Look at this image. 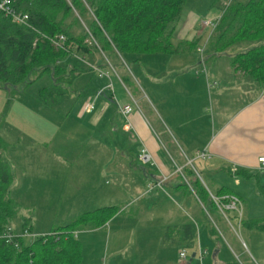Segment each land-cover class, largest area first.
Returning a JSON list of instances; mask_svg holds the SVG:
<instances>
[{
	"label": "crops",
	"instance_id": "1",
	"mask_svg": "<svg viewBox=\"0 0 264 264\" xmlns=\"http://www.w3.org/2000/svg\"><path fill=\"white\" fill-rule=\"evenodd\" d=\"M192 26L191 20L177 21L174 26L173 35L177 42L197 43L195 50L181 55H194L199 41L203 40L202 48L206 47L209 41V38L206 39L208 36L206 30L194 29ZM173 56L178 55L153 59L148 69L140 70L138 78L134 76L131 77L132 80L129 78V87L134 91L140 108L132 107L127 118L120 114L118 108L130 106L127 101L118 104L114 110L109 104L98 111V106L94 104L93 111L85 113L84 109L87 102L91 101L90 97L84 100L82 108L79 107L76 116L72 118L76 126L89 130L92 127L97 128L104 119L106 125L103 134H107L108 127L113 130H118L119 127L122 133L129 135L132 142L126 153L111 156L91 153L58 154L54 152L49 139L46 141L34 137L36 135L34 125L27 130L19 128L10 134L12 137L8 134L0 137L4 143L2 158L13 176L9 194L18 205L16 217L10 226L15 233L19 231L21 223L26 222L30 226V233L35 235L33 225L35 226L39 213L46 214L38 212L30 204L22 203L21 194L29 195L37 189L36 193L40 194L44 204L42 209H48L49 206L53 211L58 202H61L60 198L54 195H68L67 202L70 204L68 209L71 210L74 195H82L81 200L75 201L81 205L85 204L86 199L91 200L93 196L91 186L93 167L86 163L119 162L121 164L110 167L108 164L94 166L97 184L102 183L103 177L109 175L108 171H111L110 175L114 177V183L110 188H107L109 185H106V182L103 183L106 189L101 185L93 188L94 195H100L96 201L103 197L107 199V195L111 196L110 201H114L119 194L122 195L121 201L124 199L125 203V208L121 206L107 221L110 234L115 231V237L118 239V236L122 238L126 234L127 237H136L135 232L139 228L141 235H146L148 230L154 233L157 231L156 239L141 238L144 242H157L153 251L146 249V253L151 252L154 260L144 263L140 259L137 261L136 256L132 255L133 262L129 264H193L192 261L194 264H264V232L240 226L237 234L230 225L226 227L221 224L219 228L215 227V235H212L204 223L203 208L189 186L194 176L208 193L223 187L237 195L241 199V204L244 203L245 214L242 217L241 212V220L245 223L248 221L264 223V196L258 194L256 190V185L264 187V169L257 163L258 158L264 157V84H259L243 72L236 71L233 58L225 61L223 65L225 68L217 73L208 68V72L201 70L204 76L194 77L189 69L192 66L204 69V62L207 59ZM221 60L215 59L211 64L215 65ZM107 64L110 66L108 62ZM110 70L117 76L113 68ZM118 81L121 82L119 79ZM71 87L70 93L73 92ZM111 88L112 92L108 99L110 103L113 102L112 98L116 99L112 84ZM123 89L130 96L124 87ZM0 90L6 95L9 94L5 89ZM100 90L98 88V91ZM104 90H108L107 87L101 91ZM142 94L148 105L144 103ZM102 95L104 94L101 93L97 98ZM119 97L122 98L121 95ZM226 97L227 102L226 100L224 102L223 99ZM132 101L137 103L134 99ZM33 110L35 114L38 112L42 114L45 112V106H36ZM40 120L41 122L37 124L39 132H42L44 123L42 118ZM72 130L79 129L73 126ZM81 139L84 141L85 138ZM86 140L89 146L98 145L91 134ZM19 144L20 147L33 146L39 150L31 157L34 158L35 165L34 175L30 173L29 179L25 174L29 166L24 162L27 155L17 151L16 145ZM141 146L148 151L151 157L150 164L142 165L138 162L137 155ZM186 169H189L193 176L189 175ZM123 170L130 173L132 178H123ZM237 171H246L253 176V179H243L254 183V187L250 186L252 189L242 191L241 194L238 192L240 182L235 176ZM62 172L72 173L82 186L75 184L73 180L62 182L60 180ZM226 175L233 177L231 186L229 181H225ZM260 176L262 180H259ZM160 180H163L160 188H150ZM109 203L111 204L103 207H115L113 204L116 202ZM253 204L261 207L259 213L251 212L250 206ZM115 221L117 227L113 231ZM184 228H189L194 237V253L191 257L193 259L189 261L186 252V259L181 260L178 257V252L184 249L182 247ZM49 231L51 230H46L44 235ZM84 231H94L97 234L101 228L97 231L96 229ZM78 233L75 234L76 237ZM245 241L250 245V249ZM164 251H170L169 257H173L166 259ZM197 251L205 252L200 261ZM112 259L113 257L110 261ZM119 259L118 264H127L123 258ZM110 261L106 264H116Z\"/></svg>",
	"mask_w": 264,
	"mask_h": 264
},
{
	"label": "trees",
	"instance_id": "2",
	"mask_svg": "<svg viewBox=\"0 0 264 264\" xmlns=\"http://www.w3.org/2000/svg\"><path fill=\"white\" fill-rule=\"evenodd\" d=\"M184 3L185 0H15L14 9L27 15L28 25L33 30L15 25L0 15V89L9 94L22 92L32 82L31 75L46 76L50 85L39 89L37 98L45 106L55 104L63 93L69 92L78 75L92 71L85 64V67L80 66L92 49L104 55L121 75V83L128 85L130 79L125 73L124 59L181 55L195 50L196 41L172 43L174 24ZM74 27L80 30L79 34L71 32ZM59 35L64 37L63 50L54 49L47 40ZM207 47L213 53L210 57L233 58L236 71L263 85L264 0L233 2L209 37ZM229 49L236 51L230 54L226 52ZM3 149L0 141V235L11 226L18 207L9 194L13 176L2 158ZM235 176L253 179L246 171H237ZM189 186L203 208L207 223L209 218L221 225V216L227 212L219 210L212 198L224 205V197L234 196L241 204L237 195L223 187L208 193L194 176ZM256 190L264 196V187L256 185ZM117 211L115 207L94 210L70 224L52 229L47 235L32 240L19 239L17 248L0 240V264H80V243L75 234L85 227L104 225ZM237 219L242 227L264 232L262 221L245 223L240 220L241 216ZM22 230L31 232L26 222L21 223L19 231ZM209 232L215 235L213 227H209ZM182 233V247L192 248L194 237L189 228H184Z\"/></svg>",
	"mask_w": 264,
	"mask_h": 264
},
{
	"label": "rangeland",
	"instance_id": "3",
	"mask_svg": "<svg viewBox=\"0 0 264 264\" xmlns=\"http://www.w3.org/2000/svg\"><path fill=\"white\" fill-rule=\"evenodd\" d=\"M218 0H185V3L183 5V8L181 10V13L179 15V18L177 21H193V28L194 29H203L202 26L200 25V22L203 19L209 18L211 15H213L218 8L217 5ZM247 0H234L236 3H245ZM177 23V22H176ZM175 23V24H176ZM174 24V26H175ZM199 26V27H198ZM79 29L77 27H74L71 29V32L74 35L79 34ZM209 35V33H208ZM207 36V40H208ZM176 37H172V43L176 44ZM203 47V40L199 41L198 43V49H202L201 55L195 51L194 55H178V56H173V57H194L198 59H207L206 62H204V69L199 66H192L189 71L190 74L193 75L194 77H201L204 76V74L201 73V70H206L212 69L213 73H217L218 71H221L225 67L223 66L225 64V61H229V56L223 55L218 58H213L210 57L213 53L212 51L207 47ZM236 49H229L226 52L227 53H234ZM169 56H162V55H150V56H131L130 58L124 59V69L125 73L128 75L129 78L132 76L137 77L138 73L140 70L146 68L148 69L150 65L153 63V59L156 58H166ZM133 58H138L139 60L137 62H134ZM215 59H222L220 62H217L215 65H212V61H215ZM224 61V62H223ZM107 60L105 59L104 55H102L99 52H96L95 50H91V55L90 56H85L84 62L82 61L83 64H81V67L87 66H93L96 70L86 72L82 74L80 77L76 78L75 81L72 84L71 91L73 92L70 93H63L60 96V101H58L55 104H52L50 106H45L41 99L37 98V91L39 89L45 88L50 85V81L46 76H41L39 78H36V76L33 74L31 75V83L27 85L22 92L19 94L16 93H10V94H4L2 90H0V137L5 136L8 134L10 137H12L10 134L16 132L21 128V130H27L30 128L31 125L35 126V131L34 134H36L34 137L35 138H43L46 141L48 140L55 153L58 154H100V155H108L111 156V154H117V153H126L128 151V148L131 147L132 142L129 140V135H126L121 132L120 128L118 127V130H113L110 129L109 127L106 129L107 134H103L104 132V127L106 123L104 122V119L102 122L99 124L97 128L92 127L90 130L89 129H84L79 128L76 126L72 120L76 116V110L80 107L82 108L84 100L86 98L90 97L91 99H94V96L99 90L104 89V87H107L109 83L112 84L113 90H114V95L116 97L115 101L111 103L109 102V96H110V91L109 90H104L103 94L100 98H96L94 100V104L98 106V111L105 105L108 106L109 104L111 105V108L114 110L118 104H121L122 102L127 101L131 107L138 109L140 108L139 102L136 100L137 97L134 93V91L129 87V84L123 85L121 82L118 81L120 80L121 75L119 76V73H117V76L113 75V72H111L110 67L107 64ZM74 63V62H73ZM71 62V64H73ZM85 64V65H84ZM218 65V66H216ZM152 68V66H151ZM208 72V71H207ZM194 73H197L196 75ZM199 73V74H198ZM102 78V79H101ZM132 80V78H131ZM123 87L128 91L130 94L127 95L126 92L124 91ZM100 90V91H101ZM2 91V92H1ZM121 95L122 98L119 96ZM144 94H142V97ZM2 97V98H1ZM226 97L224 100H226ZM134 99L137 103H133L132 101ZM144 103L148 105L147 99L144 97L142 98ZM104 100V102H103ZM231 105V103H230ZM36 106H45V112H42V114L34 113V107ZM136 106V107H135ZM138 106V107H137ZM121 107V106H119ZM42 123H44V129L42 132H39V125L37 123H40L41 120ZM70 126H66V125ZM76 127L77 131H73L72 128ZM20 130V131H21ZM39 132V133H38ZM38 133V134H37ZM101 133V135H100ZM83 134H85L83 136ZM91 134L93 140L97 144L96 146H89L87 143V138ZM7 135V136H8ZM98 135H100L98 137ZM82 138H85L84 141H81ZM42 140V139H39ZM38 140V141H39ZM2 145H4L3 141L0 139ZM12 141V140H11ZM94 142V143H95ZM121 144V145H120ZM22 146V145H21ZM32 146V145H29ZM121 146L122 150H121ZM16 149L19 153L25 154L26 156V161L25 164L29 165L27 167V171H25V174L27 175V178H30V173L34 175V157L39 150L36 147H25L22 146L20 147L19 145H16ZM19 164H24V163H19ZM92 165L93 169L91 172L92 175V193L93 196H91V200L86 199L85 204L81 205L80 202L75 203L77 200H81L80 196L82 195H74V203H72L71 210L68 209L69 205L67 202V197L68 195H54L56 197H59L61 202H58L56 205V209H42L44 207V204L42 202V199L40 197V194L36 193L37 189L29 194H21L20 201L24 204H30L33 206V208L37 209L38 212H44L46 214L43 215V213H39V218L37 222L35 223V226L33 225V230L36 232L35 235L38 236H43L46 230H52L57 227H61L67 224H70L77 218L81 217L84 214H90L93 212L94 209L101 208L103 206H108V204H111L109 202H116L113 205L119 208L122 206V208H125V203L124 199L123 202L121 201L122 195H116L117 198L113 199L114 201H110V195H107L105 199L104 197L100 199V201L97 200V196L100 195H94V187H98L101 185L103 186V183L106 182V185H109L107 188H110V186L113 185L114 183V177L110 175L111 171L109 172V175L106 177H103L102 183L97 184L96 183V175H95V170L94 166L97 165H105L108 164V166H114V165H119L121 163L119 162H90L86 163ZM120 173L118 172V176ZM123 178L125 179H131V174L128 173L126 170H123ZM67 176L69 179H67ZM60 180L62 182H70L74 181L75 184L77 183L79 186V182L76 181L75 176L72 173L68 172H62L60 175ZM233 177L230 176H225V181L230 182V186L233 183ZM262 176H260L259 180L261 179ZM236 179L239 180L240 182V187L237 189L238 192H247L251 187H254V183L251 181H245L243 178L237 176ZM33 181V180H32ZM88 182V179L86 180V183ZM85 183V187L87 190V184ZM129 184V183H128ZM251 186V187H250ZM234 187V186H232ZM106 189V187H104ZM82 190V188H80ZM241 194V193H240ZM53 196V195H52ZM87 196V195H86ZM262 199V198H260ZM18 206V205H17ZM23 206V205H22ZM51 208V207H50ZM251 212L253 213H259L261 207L259 205H251L250 206ZM68 210V211H67ZM244 211V213H243ZM241 212H242V217L245 214V206L244 203L242 204L241 207ZM48 213V214H47ZM37 214V212H36ZM26 215H28V211H26ZM222 221L221 224L225 225L228 227L229 225L234 229V231L238 234V228L240 227V222H238L237 219V214L234 213L233 211H227L225 213V216H221ZM241 217V218H242ZM208 223L204 219V223L207 227H213L214 231H216L215 227L219 228L221 225L220 223L214 224L211 222V220L208 218ZM241 220V219H240ZM107 223L105 222L104 225L99 226L98 228H91L89 229L88 227L83 228L79 233L77 234V239L80 243V252H81V262L80 264H106L110 261V259L113 257V259L110 261L111 263H116L118 264V261H120V257L125 260L127 264L129 262H133L132 255H135L136 260L138 261H143L144 263L146 262H151L154 260L151 256V252L146 253V249L153 251L155 249V246L157 242H144L141 240L142 237H153L156 239L157 237V231L154 233L151 230H148L145 234L146 235H141V229L139 228L136 232L135 235L136 237H127L118 236L119 238L116 239V233L114 229L117 227V222L115 221L113 224V233L109 232V227H107ZM101 228L100 233H95L94 231H84V230H95ZM50 232V231H49ZM43 234V235H42ZM47 235V234H45ZM138 236H141L138 238ZM159 236V234H158ZM244 240V239H243ZM248 248L250 249V245L248 244L247 241H245ZM150 249H149V248ZM175 248V247H174ZM172 248V252L174 250ZM153 249V250H152ZM157 250V249H156ZM166 256V259L172 258L173 256L169 257V252L170 251H164ZM185 252L188 253V261L191 258V255L194 253V248H188L185 249ZM117 253V254H116ZM116 254V255H115ZM115 255V256H114ZM144 255V256H143ZM141 256V257H140ZM154 256V255H153ZM140 257V258H139ZM194 264V261H192Z\"/></svg>",
	"mask_w": 264,
	"mask_h": 264
},
{
	"label": "built area",
	"instance_id": "4",
	"mask_svg": "<svg viewBox=\"0 0 264 264\" xmlns=\"http://www.w3.org/2000/svg\"><path fill=\"white\" fill-rule=\"evenodd\" d=\"M14 1L15 0H0V15L5 17V18H8L10 20V22L15 24V25H20V26H23L25 28H29L30 30H33L28 25L27 15L22 14V13H20L14 9V7H13ZM233 2H234V0H218L217 1L218 8H217L216 13L214 15L210 16L209 18L203 19L200 22V25L202 26V28L209 33L208 37H210L213 34V32L215 31L220 19L222 18L225 11L229 8V6ZM42 37L46 39V37H44V36H42ZM47 40L50 42V44L52 45V47L54 49H62L63 50V48L61 46L62 43H64V37L63 36L59 35V36H56L53 38H47ZM32 46H34V43L32 44ZM196 51L201 55L202 49H197ZM90 68H92L93 70H96L92 66ZM107 89L110 92H112L111 83H109L107 85ZM101 93H102V91L97 92L94 96V99H91V101L87 102L85 109H84L85 113H89L90 111H93L94 100L97 97H99ZM112 100H113V102L115 101L114 98H112ZM118 108H119L120 114L124 118H127V115H129L131 110H132V107L129 105H125L123 107H118ZM137 160L142 165H147V164L151 163V157H150L148 151L145 149L144 146H141V148L138 152V155H137ZM257 163L261 169H264V157L258 158ZM163 180L157 181L156 183L151 185L150 188H153V187L160 188ZM224 198L226 200V203L224 205H220L219 202L217 201V199H215V198H212V200L216 204V206L219 208V210L223 209L226 211H234L237 214V217L240 218V216H241V204H240L239 200L234 196H227ZM36 237H37L36 235L28 232L27 230L18 231L17 233H15L10 227H6L0 235V240H3L4 243H6V244L13 245L14 248H17L19 239L20 240L21 239L32 240ZM204 254H205L204 251H197V257H198L199 261L202 260ZM178 257L181 260L186 259L187 255H186L184 249H181L178 252Z\"/></svg>",
	"mask_w": 264,
	"mask_h": 264
},
{
	"label": "water",
	"instance_id": "5",
	"mask_svg": "<svg viewBox=\"0 0 264 264\" xmlns=\"http://www.w3.org/2000/svg\"><path fill=\"white\" fill-rule=\"evenodd\" d=\"M191 257H193V255H191Z\"/></svg>",
	"mask_w": 264,
	"mask_h": 264
}]
</instances>
